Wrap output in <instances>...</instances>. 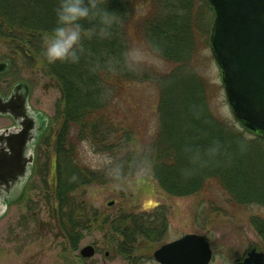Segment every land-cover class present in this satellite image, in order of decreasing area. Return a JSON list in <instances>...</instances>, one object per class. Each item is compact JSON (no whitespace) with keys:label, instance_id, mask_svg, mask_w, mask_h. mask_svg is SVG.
<instances>
[{"label":"trees","instance_id":"obj_1","mask_svg":"<svg viewBox=\"0 0 264 264\" xmlns=\"http://www.w3.org/2000/svg\"><path fill=\"white\" fill-rule=\"evenodd\" d=\"M193 5V0H152L146 12V2L107 0L104 6L116 14L109 37L85 38L76 64H47L42 38L56 26L58 0H0V43L29 66L41 67L61 94L51 189L59 230L73 251L84 232L107 231L114 253L130 261L136 238L153 236L144 216L123 212L114 221L108 209L95 208L86 196L93 186H123L139 173L149 174L171 197L196 196L213 184L230 207L264 208V139L215 116L208 85L192 66L197 33L204 38L209 33L203 32L205 22ZM138 46L171 67L142 78L158 93V129L145 147L135 128L115 124L112 115L118 109L117 104L113 109V95L139 81L130 60ZM83 142L106 155L109 164L97 170L81 164L78 145ZM151 219L163 221L161 216ZM251 225L264 239V221Z\"/></svg>","mask_w":264,"mask_h":264},{"label":"rangeland","instance_id":"obj_2","mask_svg":"<svg viewBox=\"0 0 264 264\" xmlns=\"http://www.w3.org/2000/svg\"><path fill=\"white\" fill-rule=\"evenodd\" d=\"M139 5L146 2V12L152 0H134ZM193 11L205 22L203 32L195 37L197 55L195 66L207 83V93L212 99L217 118L236 124L231 115L209 46V37L214 16L205 0H193ZM206 3V1H205ZM130 60L135 66L139 81L131 82L126 92L113 95L112 113L115 124L135 128L141 135L143 147L155 137L158 129V93L144 74L167 73L171 67L149 56L143 47L131 51ZM9 64L8 76L14 80L33 82V105L49 118V140L40 145L36 154V171L22 201L8 208L0 219V264H157L153 254L162 246L186 235L203 236L211 244L213 260L210 264H233L234 260L256 247L264 252V239L251 225L252 220L264 221V208L252 206L233 208L226 204L224 193L216 185H209L203 193L191 197H171L159 189L147 173H139L123 186H93L86 196L97 209H108L110 218L118 220L126 212L144 216L146 230L153 236L136 238L130 261L114 253L115 245L107 231H86L73 251L59 230L56 201L51 185L55 182V153L51 136L56 130L57 105L61 99L59 89L39 66H29L20 57L9 53V47L0 43V62ZM136 126V127H135ZM238 126V125H237ZM79 162L91 169H101L110 160L106 155L96 154L87 142L78 145ZM112 204V205H109ZM103 212V211H102ZM163 217V221L150 218ZM147 231V232H148ZM93 246L96 254L83 260L79 252ZM246 255V256H247Z\"/></svg>","mask_w":264,"mask_h":264},{"label":"water","instance_id":"obj_3","mask_svg":"<svg viewBox=\"0 0 264 264\" xmlns=\"http://www.w3.org/2000/svg\"><path fill=\"white\" fill-rule=\"evenodd\" d=\"M213 16L209 46L220 72L230 113L246 132L264 139V0H206ZM7 64L0 63V73ZM112 205V204H110ZM92 246L80 250L92 259ZM206 239L186 235L154 253L159 264H209ZM239 264H264V254L252 251Z\"/></svg>","mask_w":264,"mask_h":264},{"label":"flooded vegetation","instance_id":"obj_4","mask_svg":"<svg viewBox=\"0 0 264 264\" xmlns=\"http://www.w3.org/2000/svg\"><path fill=\"white\" fill-rule=\"evenodd\" d=\"M8 72L9 66L0 73V218L13 204L22 201L36 171L37 151L49 140L50 120L32 103L33 82L14 80ZM208 244L212 252L209 241ZM253 249L259 252L256 247ZM246 255L233 264L242 262ZM213 257L212 252L211 261Z\"/></svg>","mask_w":264,"mask_h":264},{"label":"clouds","instance_id":"obj_5","mask_svg":"<svg viewBox=\"0 0 264 264\" xmlns=\"http://www.w3.org/2000/svg\"><path fill=\"white\" fill-rule=\"evenodd\" d=\"M106 3L107 0H58L56 26L42 38L43 61L76 64L85 51V38H108L116 14L104 6ZM84 21H90L91 26L85 28Z\"/></svg>","mask_w":264,"mask_h":264}]
</instances>
